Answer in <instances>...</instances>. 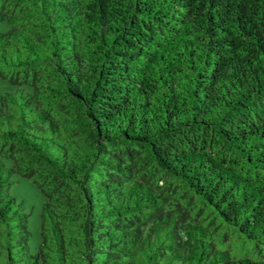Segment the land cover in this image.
<instances>
[{"label": "trees", "instance_id": "1", "mask_svg": "<svg viewBox=\"0 0 264 264\" xmlns=\"http://www.w3.org/2000/svg\"><path fill=\"white\" fill-rule=\"evenodd\" d=\"M0 76V264H264V0H0Z\"/></svg>", "mask_w": 264, "mask_h": 264}, {"label": "rangeland", "instance_id": "2", "mask_svg": "<svg viewBox=\"0 0 264 264\" xmlns=\"http://www.w3.org/2000/svg\"><path fill=\"white\" fill-rule=\"evenodd\" d=\"M16 86L7 79L0 76V94L12 92ZM10 164V159L0 155V161ZM13 183L9 187V192L23 202V208L28 214V227L30 230L29 248L31 253H35L41 242V225L43 220L44 195L39 186L32 178L14 175Z\"/></svg>", "mask_w": 264, "mask_h": 264}]
</instances>
